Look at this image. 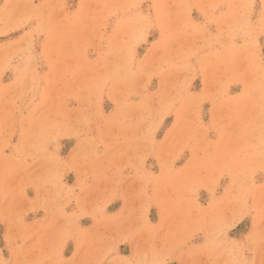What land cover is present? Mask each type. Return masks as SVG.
I'll use <instances>...</instances> for the list:
<instances>
[{
    "label": "rangeland",
    "instance_id": "374dc122",
    "mask_svg": "<svg viewBox=\"0 0 264 264\" xmlns=\"http://www.w3.org/2000/svg\"><path fill=\"white\" fill-rule=\"evenodd\" d=\"M0 264H264V0H0Z\"/></svg>",
    "mask_w": 264,
    "mask_h": 264
}]
</instances>
